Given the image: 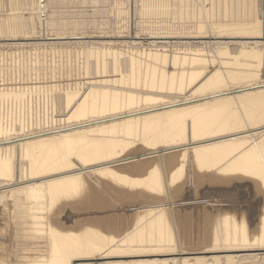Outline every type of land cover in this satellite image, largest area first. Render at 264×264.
Instances as JSON below:
<instances>
[{"label": "bare ground", "instance_id": "bare-ground-1", "mask_svg": "<svg viewBox=\"0 0 264 264\" xmlns=\"http://www.w3.org/2000/svg\"><path fill=\"white\" fill-rule=\"evenodd\" d=\"M23 2L25 18L2 12L0 34L43 40L48 31L45 37L37 29L45 12L42 26L56 38L85 25H109L116 35L94 30L115 39L89 41L77 82L48 84L60 126L0 139V187L11 196L1 202L12 208L7 230L23 247L0 264H264V0H138L139 8L136 0H100L91 13L88 5L61 9L77 0ZM96 12L106 18L82 19ZM45 81L0 87V102L23 105ZM187 137L193 142L182 145ZM163 146L169 151L156 150ZM191 183L199 198H187ZM251 186L262 204L257 221L255 208L242 205L248 224L243 215L216 213L213 220L217 208L186 206L210 194L237 203ZM115 202L142 207L115 213ZM66 208L86 212L69 226L75 231L59 230L67 227L58 219ZM122 256L143 259L107 260Z\"/></svg>", "mask_w": 264, "mask_h": 264}, {"label": "rangeland", "instance_id": "rangeland-1", "mask_svg": "<svg viewBox=\"0 0 264 264\" xmlns=\"http://www.w3.org/2000/svg\"><path fill=\"white\" fill-rule=\"evenodd\" d=\"M17 0H12L11 2H14V3H11L10 2V0H7V2H6V0H4V1H1V3H3V5H1L0 6V17L1 18H4V17H7V13L8 12H13V13H11L12 15H14V13L16 14H18V15H21V12L20 11H23L22 12V16H24V18L26 17V13H24L25 12V9H21V6H20V4L21 5H24V2H23V0L21 1H17V3L15 4V2H16ZM78 2H80V1H82V0H77ZM89 2H87V3H73V5L71 4V3H64L63 5H62V7H61V9H64V7H66V10L67 11H69V10H74V8L75 7H77V8H75V10H80V9H84V8H87L88 6V10H89V13H91L90 12V10H97L98 8H99V6L101 5V3H100V0H88ZM138 0H136V2H137ZM10 2V3H9ZM7 3V5H5ZM19 3V6H17V4ZM10 6H9V5ZM15 4V5H14ZM41 4H42V2H41ZM68 4V5H67ZM65 5H67V6H65ZM72 5V6H71ZM74 5H75V7H74ZM82 5H86V7H84V6H82ZM88 5V6H87ZM103 5V4H102ZM136 5V7H137V5H138V7L137 8H139V4H138V2L135 4ZM8 8H7V7ZM15 6H17V7H19V8H16L15 7V9H16V11H15V9H14V7ZM4 7V8H3ZM72 7V8H71ZM6 8V9H5ZM23 8V7H22ZM92 8V9H91ZM8 9V10H7ZM10 9V10H9ZM18 9V10H17ZM56 9V8H55ZM60 9V8H59ZM60 9V10H61ZM69 9V10H68ZM65 10V9H64ZM63 10V11H64ZM65 10V11H66ZM3 11H6L7 13H6V15L4 16V13H2ZM20 13H19V12ZM42 13V14H41ZM97 13V14H96ZM96 13H92V16H90L91 14H89V16H86V17H83L82 18V16H80V15H67V19L66 20H73V19H86V20H92V18H95V19H97V21H101L100 20V18L103 20V18L105 19L106 17H104L101 13L99 14L98 12H96ZM40 23H42V24H44V22L43 21H45V16H43V15H45L46 13L44 12H40ZM10 15V14H9ZM101 15V16H100ZM4 16V17H3ZM138 16V15H137ZM44 17V18H43ZM136 20H137V18H136ZM77 21H80V20H77ZM139 23H141V21L139 20ZM39 24V23H38ZM37 24V25H38ZM42 24H40V25H38L39 27H40V30H38L37 29V31L39 32L40 31V33H43L44 34V36L46 37L47 35H46V32L48 33V37L47 38H44L43 40H41V39H16V40H18V41H16L15 39H11L10 37H12L11 35H9L8 33H7V35H6V33H1L0 34V87H5V88H9L10 87V89H12V88H17L18 86H31V83L29 82V81H31V78H35L36 77V79H37V77L40 79V80H43L44 79V81L46 80V81H48V83L45 81V82H41L40 84H39V86H42V85H44V87H40V88H38V90L36 89L33 93L34 94H36L37 95V98H36V95H34L33 93H31V95H30V99H29V97H28V100L26 101L28 104H26V102L25 103H22L23 105H21V103H17L16 104V102H12V103H6V102H4V103H6L5 105H4V103L2 102V104H1V102H0V120L2 121V122H0L1 123V126H0V128H2V130H0V139H3L4 138V136L3 135H5L6 137L8 136L7 134H9V137H16V135L18 134V135H20V134H23V132L24 133H34L35 131H39V130H42L43 132L44 131H47V130H54V129H51V127H57V126H60V124H59V119L60 118H63V116L61 117V115H60V112L58 111V109H57V105H55L56 104V102H53L52 101V98H49L50 97V86L51 85H55L56 87H60L59 86V84H61V86L63 85L62 83H64V82H72V83H74V82H77V79H75V77L77 78L78 76H82V75H85L84 74V70H83V66H82V64L84 65V61H85V52H86V50L89 48V47H92V45L90 44L91 42H89V41H92V42H100L101 40L102 41H104V39L105 40H108V39H115V37L114 38H112V37H102V38H100V36H101V34L100 35H97V34H94L96 31L97 32H99V33H102L101 31H106V29H107V34H109V35H116V34H114L113 33V31H111V30H113V27L112 26H110V29H109V25H106L104 28H99V27H97V26H95V27H88V25H85V26H83L82 28L84 29H82V30H80L81 32L83 31L84 32V34L87 36V38H86V36H84V34H82L81 33V35H79L78 33H80V31H76L77 33H75L74 35H73V37H72V35H64L62 38L61 37H55L56 35L55 34H53L54 36H51L52 35V33L49 31V30H45L46 28V26L44 25V26H42ZM42 26V27H41ZM108 26V27H107ZM138 26H140L139 24H138ZM38 27V28H39ZM44 27V28H43ZM118 27V26H117ZM96 28V29H95ZM87 29H89V31L93 34H89L90 32L89 31H87ZM93 29V30H92ZM86 30V31H85ZM94 30H95V32H94ZM101 30V31H100ZM138 30H140V29H138L137 28V26H136V31H138ZM111 31V32H110ZM50 32V33H49ZM53 32V31H52ZM86 32V33H85ZM98 33V34H99ZM88 34V35H87ZM5 36V37H4ZM68 36V37H67ZM144 36H146V35H144ZM52 37H55V38H52ZM91 37V38H90ZM94 37V38H93ZM147 37V36H146ZM145 37V38H146ZM3 39V40H2ZM5 39V40H4ZM8 39H10V40H8ZM81 39V40H80ZM117 39V41L118 40H121L120 38H116ZM62 40H63V42H62ZM161 40H163V39H161ZM20 41H21V43H25V42H29V41H31V42H29L28 43V46H27V44L26 45H24V44H22L21 46L19 45H17L18 44V42L20 43ZM56 41V42H55ZM72 41V42H71ZM75 41H76V43H75ZM89 42V44L87 43V42ZM14 42L16 43L15 45H17L16 46V48H15V45H13L14 44ZM42 42V43H41ZM44 42H48L49 44L48 45H42ZM83 44H82V43ZM145 42H148V41H145ZM11 43V44H10ZM13 43V44H12ZM31 43V44H30ZM33 43H36V44H33ZM38 43V44H37ZM39 43H41V44H39ZM54 43V44H53ZM56 43V44H55ZM67 43V44H66ZM85 43H86V45H85ZM2 44H3V47H2ZM7 44V45H6ZM10 44V45H9ZM5 45L7 46V47H5ZM9 45V46H8ZM14 46V47H12V46ZM30 45V46H29ZM40 47H39V46ZM10 46L13 48H10ZM86 46V47H85ZM8 47H9V49H8ZM20 47V48H19ZM24 47H26V48H24ZM29 47V48H28ZM34 47V48H33ZM38 47V48H37ZM23 48V49H22ZM40 48V49H39ZM59 48V49H58ZM12 49V50H11ZM19 49V50H18ZM20 49H22V50H20ZM28 51H27V50ZM61 49V50H60ZM159 49V48H158ZM14 50V51H13ZM16 50V51H15ZM7 51H9L10 52V54H9V52H7ZM25 51V52H24ZM16 52H18V53H16ZM27 52V53H26ZM14 53V54H13ZM17 54V55H16ZM92 54H96V53H92ZM20 55V56H19ZM25 57H24V56ZM9 56V57H8ZM29 56V57H28ZM31 56V57H30ZM90 56H91V54H90ZM92 57V56H91ZM33 59V60H32ZM83 70V71H82ZM54 71V72H53ZM57 74H56V73ZM52 73V74H51ZM54 74H55V76H54ZM87 74V73H86ZM52 75H53V77H52ZM58 75H61V76H58ZM48 76H51V77H48ZM56 76H58V78L60 79H56ZM87 76H91V74H87ZM262 77V76H261ZM259 78L260 77H258V80H259ZM61 79L62 80H66V81H64V82H62L61 81ZM260 79H262V78H260ZM53 80H55V81H57V82H55L54 81V83H56V84H54L53 83ZM24 81H28L29 83H24ZM50 81V82H49ZM59 83V84H58ZM50 86H49V85ZM48 85V86H47ZM12 87V88H11ZM48 87V88H47ZM46 88V89H45ZM47 90V91H45V90ZM6 90V91H5ZM8 89H3L1 92L3 93L4 92V94L5 93H8V91H7ZM41 90V91H40ZM193 90V89H192ZM191 90V91H192ZM10 91H12V90H10ZM9 91V93H11ZM37 91H39V92H37ZM45 92V93H44ZM49 92V93H48ZM43 93V94H42ZM12 94V93H11ZM42 96V98H43V100H42V98H40V96ZM33 96H35V97H33ZM35 99L34 101H33V99ZM45 98V99H44ZM47 98H49V99H47ZM41 100V101H40ZM44 100H46V101H44ZM48 100L50 101V102H48ZM205 100V99H204ZM29 101V102H28ZM32 101H33V103H32ZM197 101H202V100H197ZM42 102V103H41ZM196 102V101H195ZM44 103L46 104V105H44ZM12 104H15V105H12ZM26 104V105H25ZM30 104V105H29ZM33 104H34V106H33ZM49 104H51L50 106H49ZM2 105V106H1ZM12 107H10V106ZM5 106V107H4ZM8 106L10 107V108H8ZM23 106V107H22ZM28 106H30V107H28ZM42 106V107H41ZM45 106V107H44ZM18 107V108H17ZM26 107V108H25ZM51 108V110H49L50 108ZM4 108H6L5 110H4ZM16 108V109H15ZM28 108H30V110L28 109ZM54 108V110L52 111V109ZM8 109H12V110H8ZM14 109H15V111H14ZM40 109H42V111H40ZM57 109V110H56ZM2 110V111H1ZM20 110V111H19ZM22 110H23V112H22ZM49 110V111H48ZM10 111H14V112H12V115L10 114L11 112ZM27 111V112H26ZM52 111V112H51ZM55 111H58V112H55ZM5 113V115H4V113ZM8 112H9V114H8ZM18 112V114H16ZM20 112H22V113H20ZM55 114H54V113ZM27 115H26V114ZM30 114V116H29V114ZM49 113V114H48ZM59 114V115H58ZM9 117H8V116ZM19 115H21L22 116V119L20 118L21 116H19ZM24 115H26L25 117H26V120H25V117H24ZM45 115V116H44ZM49 115V116H48ZM7 117L10 119H7ZM12 117H14V119L12 118ZM17 117V118H16ZM42 118V120H40L41 118ZM46 117V118H45ZM52 117H54V118H52ZM15 119H17V121L15 120ZM21 119V120H20ZM45 119H46V121H45ZM4 120V121H3ZM12 120H15V121H12ZM24 120V121H23ZM54 120V121H53ZM74 120V118H71L70 120H69V122H71V121H73ZM8 121V122H7ZM19 121V122H18ZM21 121V122H20ZM25 121H27V122H25ZM56 121H57V123H56ZM3 122H5V126L4 125H2V124H4ZM9 122H10V124H9ZM23 122V123H22ZM9 124L8 126H9V128L7 127V124ZM18 123V124H17ZM22 125H21V124ZM24 123H26V124H24ZM58 124V125H57ZM4 126V127H3ZM19 126H22L21 128L19 127ZM24 126V127H23ZM26 126V127H25ZM8 128V129H7ZM25 128V129H24ZM4 129V130H3ZM9 132V133H7V132H5L6 130ZM11 131H10V130ZM13 129H14V131H13ZM23 130V131H20V130ZM5 133V134H4ZM11 134V135H10ZM13 134V135H12ZM14 134H15V136H14ZM2 135V136H1ZM190 137H187V140L182 144V145H188L189 143H192L193 141L191 140V141H189L188 139H189ZM16 139H19V138H16ZM16 142V141H15ZM166 147H168V146H163L162 148H158V149H156V150H159L160 152H167V151H169V150H167V148ZM188 185H191V187L190 186H187V188H188V190L187 191H191L190 193L192 194V188H195L197 185L196 184H194L193 185V183H191V184H188ZM186 188V189H187ZM239 188H240V186H239ZM7 190V188H4L3 187V191H2V188L0 187V191L1 192H4V194H2L3 196H7V199L8 200H5L6 199V197H5V199H4V197L2 196V198H0V257H3V258H5L6 260H8L10 263H12V252L14 251V253L16 252V251H23V247L21 246V245H19V243L17 242V239L15 238V237H13V233H11L9 230H7L8 229V227H7V224H6V221H7V219H8V216L7 215H9L8 213H9V211H12L11 209L12 208H7V206L4 204L6 201L8 202V201H10L11 200V196H8L9 195V193H8V190ZM186 191V190H185ZM186 191V192H187ZM252 192V193H251ZM7 193V194H6ZM254 192L252 191V186L250 187V190L248 191V194H246V196H245V198L243 199V200H241V201H237V203L235 202H231L230 201V199L229 198H227V196L225 197L224 196V198H222L223 196H216V195H212V194H210V195H208L207 196V200H205V201H203V202H198V203H192V204H190V205H188V204H186V206H193V205H196V206H208V207H210V209H212V212L213 211H215V209H216V211L215 212H213V220H214V217H216L215 216V214L217 213V215H222V214H232V215H234L236 218H239V217H242V215H243V217L245 218V220H247L246 222H247V224L249 223V220L251 221V217H250V215H248L247 213H245L246 212V210L244 209L245 207H247L248 206V204H249V206L250 207H254L255 209L254 210H256L255 211V213H256V221H257V215H259V213L261 212L260 211V206H261V204H262V200L259 198V199H257L256 197H255V194H253ZM189 194L188 196H187V198H193V197H195L196 195L195 194ZM195 195V196H194ZM248 195H249V197H248ZM253 195V196H252ZM163 197L164 198V194L162 195H160V197ZM190 196V197H189ZM193 196V197H192ZM253 197V198H251V197ZM197 198H199L198 196H196ZM209 197V198H208ZM248 197V198H247ZM211 198V199H210ZM216 198V199H215ZM219 198H220V200H219ZM221 198H222V201H221ZM250 198V199H249ZM3 199L5 200V201H3ZM176 199H178V198H176ZM254 199V200H253ZM217 200V201H216ZM258 200V201H257ZM4 202V203H2V202ZM210 201V202H209ZM220 201V202H219ZM256 201V202H255ZM113 202V201H112ZM210 203V205H209V203ZM223 202V203H222ZM225 202H227L226 204H225ZM233 204L234 203V205H235V207H237V208H235V209H230V205H231V203ZM243 202H244V204H243ZM249 202V203H248ZM252 202V203H251ZM116 203H118V202H115V203H113V206L111 207L112 208V212H115V213H118V212H120V210H122L121 208L123 207V210L120 212V213H135V212H138L139 213V211L141 210V207H142V205H140V204H138V205H135V204H133V203H126V205H125V203H124V205L125 206H127V207H125L123 204H121L120 205V203H118V204H116ZM200 203L202 204V205H200ZM205 203H208V205L206 204L205 205ZM213 203H215V205H212ZM216 203L218 204V206H219V209H218V206L216 207ZM240 203V204H239ZM255 203H257V204H254ZM116 204V205H115ZM129 204V205H128ZM132 204H133V206H132ZM223 204H225V206L223 205ZM237 204V205H236ZM247 204V205H246ZM252 204V205H251ZM260 204V205H259ZM3 205L6 207H3ZM115 205V206H114ZM119 205H120V207H119ZM131 205V206H130ZM239 205H240V207H242V205H243V207L242 208H239ZM139 206V207H138ZM179 206V205H178ZM181 206V205H180ZM212 206V207H211ZM222 206V207H221ZM256 206V207H255ZM116 207V208H115ZM118 207V208H117ZM257 207L259 208V209H257ZM223 208L225 209V210H223ZM2 209V210H1ZM3 209H5L4 211H3ZM7 209V210H6ZM10 209V210H9ZM120 209V210H119ZM240 209V210H239ZM241 209H243V210H241ZM68 210V211H67ZM72 211V213H71V211ZM116 210V211H115ZM223 210V211H222ZM232 210V211H231ZM239 210V211H238ZM258 210V211H257ZM234 211V212H233ZM236 211V212H235ZM77 212V213H76ZM79 212V213H78ZM220 212V213H219ZM237 212H238V215H237ZM64 213V214H63ZM73 213H76V214H73ZM84 213H86V212H84ZM82 211H76V210H72V209H65V210H63V212H59V216H58V219H61V221H63V220H67V221H63V222H65V223H63V225L64 226H67V227H59V230H62V231H65V228H66V230H71L72 228H70L69 226L70 225H72L73 224V222H77V219H78V221L80 220V219H82L83 218V214H84ZM219 213V214H218ZM242 213V214H241ZM245 213V214H244ZM51 214V213H50ZM50 214H48L49 216H50ZM71 214V215H70ZM79 214V215H78ZM61 215H63L62 217H61ZM76 215V216H75ZM79 216V218H77ZM86 215L84 214V217H85ZM248 216V217H247ZM64 217H65V219H64ZM70 217V218H69ZM63 219V220H62ZM70 221H69V220ZM76 220V221H74V220ZM211 219H212V217H211ZM71 220H73V221H71ZM5 222V223H4ZM59 222H60V220H59ZM71 222V223H70ZM3 223V224H2ZM61 223V222H60ZM61 223V224H62ZM87 225V224H86ZM2 226V227H1ZM53 226H55L56 228H58V226H60V225H56V224H53ZM7 227V228H6ZM43 227H45V225H43ZM4 228V229H3ZM4 231H3V230ZM74 229H72L71 231H73ZM7 231V232H6ZM75 231V230H74ZM194 232H196L197 233V231H194ZM196 233H192V235H196ZM7 234H9L10 236H8ZM11 236H12V238H11ZM12 239V240H11ZM14 240H16V241H14ZM17 244V246L16 245H14L15 243ZM19 246V247H18ZM16 249V250H15ZM199 253H195V252H191V255H198ZM139 258V259H138ZM140 258L141 259H143V257H141V256H126V257H112V258H108L107 260H112V261H119V260H121V261H127V260H140ZM144 258H147V257H144ZM119 259V260H118Z\"/></svg>", "mask_w": 264, "mask_h": 264}]
</instances>
